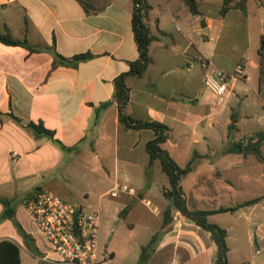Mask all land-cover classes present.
I'll use <instances>...</instances> for the list:
<instances>
[{"label": "crops", "instance_id": "crops-1", "mask_svg": "<svg viewBox=\"0 0 264 264\" xmlns=\"http://www.w3.org/2000/svg\"><path fill=\"white\" fill-rule=\"evenodd\" d=\"M85 1L87 8L80 0H0V34L27 41L0 42V200L9 201L14 210V217H4L6 208L0 201V241L9 239L19 246L22 264H48L42 260L47 250L35 238L25 201L36 189L58 194L61 187L54 183L62 170L97 174L98 182L141 190V198L126 193L117 197L125 207L131 206L126 218L121 212L119 216L125 220L136 211L151 214L154 224L141 220L151 238L161 230L170 205L163 193H155L157 175L163 171L159 161L150 163L146 150L154 131L123 126L114 99L115 79L128 73L130 63L140 56L133 0ZM199 1L200 13L195 15L182 0H147V23L155 37L151 62L142 76L127 78V113L139 121L166 125L170 130L162 147L180 166H186L195 152L200 155L183 178V188L185 178L195 175L190 185L199 191L208 184L210 191L221 190L233 200L206 209L186 195L191 210H216L259 198L252 206L214 214L209 220L219 224L218 216L230 215L251 221L247 240L254 264H264V144L258 153L225 152L235 136L229 135L233 116L235 133H244L239 140L244 147L264 131L259 55L264 0H249L245 11L232 9L225 15L221 0ZM80 54L92 57L75 64L73 58ZM57 55L68 62L55 64ZM203 60L227 73L244 64V77L232 83L226 103L217 104L205 88ZM31 123H42L61 144L38 137ZM251 153L257 156L253 160ZM211 158L217 160H207ZM129 225L136 228L133 221ZM227 230L230 264H248L235 257L237 239ZM110 252L112 257L102 264L117 257L115 250ZM215 256L210 234L181 216L164 230L148 264H214Z\"/></svg>", "mask_w": 264, "mask_h": 264}, {"label": "trees", "instance_id": "trees-1", "mask_svg": "<svg viewBox=\"0 0 264 264\" xmlns=\"http://www.w3.org/2000/svg\"><path fill=\"white\" fill-rule=\"evenodd\" d=\"M190 9V11L197 15L200 13V1L199 0H182ZM249 0H221L222 9L221 14L225 15L232 9H240L242 11L246 10ZM84 7H88L89 3L85 0H80ZM133 31L135 35V40L139 50V59L131 62V68L128 73L121 74L115 79V92L114 99L118 104L120 111V122L126 128L133 129H149L154 131V137L151 139L147 145L146 150L148 152L150 163L154 161H159L162 171L167 175L169 180V186L166 187L163 192L166 199L169 200L170 205L163 213V224L160 231L156 232L149 243L142 247L140 259L137 264H148L151 257L156 251V248L161 240V236L164 230L174 221V212L176 210L180 211L181 214L190 222L196 224L211 236L212 241L216 245V256L214 259V264H230L228 259V253L230 247L228 245V230L216 223H212L209 217L214 214L219 213H234L239 209L247 206H252L259 202V198L251 199L243 203H239L233 207H221L216 210H201L195 209L191 210L188 207L186 193L182 186L183 178L188 175L193 170L194 163L196 159L200 158V155L195 152L192 159L186 164V166H180L169 154V152L162 147V145L167 141L169 135V128L159 122H143L134 119L127 113V106L130 101V88L127 85L128 76H142L151 62L150 58V45L154 41L155 37L151 34L150 28L147 23V18L151 6L147 0H133ZM0 42L7 45H26V40H16L11 34H0ZM260 55V72H261V84H264V35L261 39V45L259 48ZM92 57L90 54H80L73 58L75 64L88 60ZM68 60L57 55L55 64L67 63ZM1 115V112H0ZM237 118L232 117V123L229 125V135L230 138L233 136V131L237 128ZM29 128L38 136H46L51 140L56 141L55 133L49 129H46L44 125L31 123ZM257 140L251 139L248 143L249 147L261 149L264 144V131L258 132L256 134ZM226 153H243L248 154L244 151V144L241 141H233L229 144V147L225 151ZM261 154V153H260ZM260 154L258 156L260 157ZM40 189H36L34 194ZM32 194V195H34ZM1 203L6 208L4 217H14V210L11 208V203L7 200L1 199ZM130 210V207H125L121 211L120 216H124ZM24 234V233H23ZM24 236H26L24 234ZM0 264H22L20 248L17 244L9 239L0 241Z\"/></svg>", "mask_w": 264, "mask_h": 264}, {"label": "rangeland", "instance_id": "rangeland-1", "mask_svg": "<svg viewBox=\"0 0 264 264\" xmlns=\"http://www.w3.org/2000/svg\"><path fill=\"white\" fill-rule=\"evenodd\" d=\"M233 134L235 135L233 141L238 142L240 139H243L244 133H235V131H233ZM233 141H231L230 144ZM250 155L252 160L257 157L253 153ZM207 160L214 161L217 159L211 158ZM157 176L159 181V189H157L155 193L158 194L159 197H162L161 194H164L163 190L166 188L165 186H169V180L167 175L163 172H160ZM194 176L195 175L187 176L184 183V191L192 203H196L198 201L200 206L209 209L220 206L221 204V206H225V204H230V202L233 201L229 197L221 195V193H223L221 190L215 189L210 191L211 186H208V184L206 186L201 185L202 187H205V190L199 191L194 187L193 184V186L190 185L193 181L192 179H194ZM58 177L60 180L54 183L56 186L61 187L60 190L57 191L59 192L58 194H61L63 197H65L68 202L83 206L89 212L98 211L100 213V253L106 257L107 260L112 257L110 252L111 250H115L117 253V257L113 260H110L107 264H137L141 255L142 247L147 245L151 238L150 235L145 233L143 227L141 226L143 224L141 220H150L154 224L156 219L152 217L151 214H145L143 212L136 211L131 217L123 220L119 216V213L125 208L124 203L119 198H112L108 194V191L114 184H112L110 181H105L104 183L98 182L99 175L97 174L84 175L79 172L70 174L66 172V170H62L58 174ZM211 185H213V183ZM198 192L201 194L198 195ZM141 193V190H137L135 196L141 198ZM199 196L201 198H199ZM129 204H131V202ZM11 206L13 207V205ZM129 207L131 206L129 205ZM126 216L127 214H125L123 218H126ZM132 221L136 225L135 229H132V227L129 225L132 223ZM216 222L229 228L233 239H237L238 245L234 250L235 257L240 259L243 258L242 260L248 264H254L255 259L252 255L253 249L247 240V236L251 228V221L236 220L230 215H220L216 218ZM36 235L37 236H35V238L38 241L44 243V248L48 250L50 257L56 258L55 253L50 252L51 247L49 246L47 240L39 233H36ZM22 251L25 253L23 248Z\"/></svg>", "mask_w": 264, "mask_h": 264}, {"label": "built area", "instance_id": "built-area-1", "mask_svg": "<svg viewBox=\"0 0 264 264\" xmlns=\"http://www.w3.org/2000/svg\"><path fill=\"white\" fill-rule=\"evenodd\" d=\"M207 72L205 88L214 96L217 104H224L232 90V83L244 77V64L239 63L233 73L211 67L210 62H202ZM16 154V153H15ZM121 193L135 195L136 190L125 184H115L108 194L117 198ZM27 213L35 231L49 243L42 260L48 264H102L106 257L99 248L100 213L89 212L83 206L64 200L50 189L42 188L25 201ZM181 216L174 212V221Z\"/></svg>", "mask_w": 264, "mask_h": 264}, {"label": "water", "instance_id": "water-1", "mask_svg": "<svg viewBox=\"0 0 264 264\" xmlns=\"http://www.w3.org/2000/svg\"><path fill=\"white\" fill-rule=\"evenodd\" d=\"M244 151L245 152H254V153H258V150L256 148L253 147H244Z\"/></svg>", "mask_w": 264, "mask_h": 264}]
</instances>
